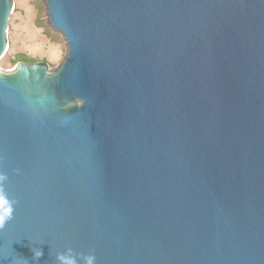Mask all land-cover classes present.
<instances>
[{
  "label": "water",
  "instance_id": "water-1",
  "mask_svg": "<svg viewBox=\"0 0 264 264\" xmlns=\"http://www.w3.org/2000/svg\"><path fill=\"white\" fill-rule=\"evenodd\" d=\"M45 2L66 62L0 68L3 264H264V0Z\"/></svg>",
  "mask_w": 264,
  "mask_h": 264
},
{
  "label": "clouds",
  "instance_id": "clouds-1",
  "mask_svg": "<svg viewBox=\"0 0 264 264\" xmlns=\"http://www.w3.org/2000/svg\"><path fill=\"white\" fill-rule=\"evenodd\" d=\"M31 8L26 9V13H30ZM42 19V17H40ZM22 30L25 35L24 49L25 54L37 61H46L56 71L66 62L71 52L72 38L65 36L62 41H53L46 35L43 23H37L35 19L29 20L23 24ZM80 99V98H78ZM83 101V99H80ZM83 103L81 105H83ZM19 171L18 169L16 170ZM9 177L6 172L0 170V230L5 228L8 221L13 216V201L9 198L6 182ZM34 258L39 259L43 256V250H33ZM6 256H0V264ZM57 260L60 264H97V258L94 250L85 253H74L72 249L67 254H58ZM12 264H29L28 260L22 257H15Z\"/></svg>",
  "mask_w": 264,
  "mask_h": 264
},
{
  "label": "rangeland",
  "instance_id": "rangeland-1",
  "mask_svg": "<svg viewBox=\"0 0 264 264\" xmlns=\"http://www.w3.org/2000/svg\"><path fill=\"white\" fill-rule=\"evenodd\" d=\"M12 5V16L8 22L7 31L9 44L4 52V55L0 59V68L3 70L15 68L18 62L15 64L12 60L18 54L25 53V35L22 27L23 24L29 20L35 19L37 23H43L46 35H48V37L53 41H62L65 38L64 34L60 30L51 26L48 19V6L45 0H12ZM28 8L32 9L30 13H26V9ZM40 17H42V19Z\"/></svg>",
  "mask_w": 264,
  "mask_h": 264
},
{
  "label": "trees",
  "instance_id": "trees-1",
  "mask_svg": "<svg viewBox=\"0 0 264 264\" xmlns=\"http://www.w3.org/2000/svg\"><path fill=\"white\" fill-rule=\"evenodd\" d=\"M21 60L29 61V62L36 61L33 58L27 56L25 53H20L12 60V62L16 64L17 62H19ZM43 62H45V61H43Z\"/></svg>",
  "mask_w": 264,
  "mask_h": 264
}]
</instances>
